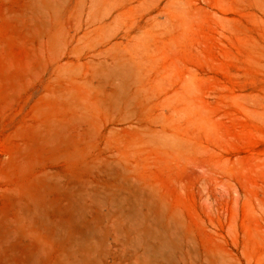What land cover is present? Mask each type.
<instances>
[{"label":"rangeland","instance_id":"obj_1","mask_svg":"<svg viewBox=\"0 0 264 264\" xmlns=\"http://www.w3.org/2000/svg\"><path fill=\"white\" fill-rule=\"evenodd\" d=\"M0 264H264V0H0Z\"/></svg>","mask_w":264,"mask_h":264},{"label":"bare ground","instance_id":"obj_2","mask_svg":"<svg viewBox=\"0 0 264 264\" xmlns=\"http://www.w3.org/2000/svg\"><path fill=\"white\" fill-rule=\"evenodd\" d=\"M167 216V215H166ZM11 234V233H10ZM44 251V250H43ZM75 258H77V257H75ZM65 259H67L66 257H65Z\"/></svg>","mask_w":264,"mask_h":264}]
</instances>
